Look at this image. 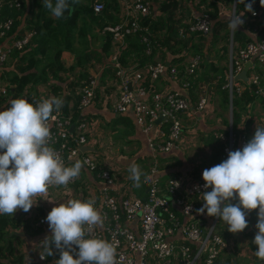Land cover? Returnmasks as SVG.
I'll return each instance as SVG.
<instances>
[{"label": "built area", "instance_id": "obj_1", "mask_svg": "<svg viewBox=\"0 0 264 264\" xmlns=\"http://www.w3.org/2000/svg\"><path fill=\"white\" fill-rule=\"evenodd\" d=\"M25 1L0 0V73L11 53L25 51L36 35L34 30L22 28L18 22ZM121 1L125 11L123 21L105 28L110 33L112 48L103 68L113 71L119 89L110 106L117 113L131 110L136 125L147 137L152 161L145 172L150 177L148 182H144V175L141 177V183L146 188L145 197L115 196V175L81 150L88 140V125L81 110L96 101L97 94L102 90L100 75L97 73L88 77L79 89L80 100L76 107L78 119L74 118L72 112L53 113L48 122L52 136L51 146L61 155L65 165L74 157H79L82 162L88 161L84 168L93 173L99 182V201L95 206L104 216V224L93 226L91 235L113 243L117 264H215L227 243L222 232L216 230L218 217H210L206 211L204 214L197 211L204 203L201 193L205 191V181L190 180L179 173L163 174L158 158L159 155L169 154L182 141L183 118L207 114L210 108L212 92L208 87L201 85L194 101L189 93L190 80L200 67L202 55L189 54L183 62V68L160 60L145 65L141 70L122 65L120 54L131 34L139 33L140 41L146 45L145 53H150L149 32L142 25V20L151 18L153 9L151 0H130L128 3L126 0ZM194 1L189 3L190 7L197 4ZM210 1L218 5L217 17L221 20L229 23L226 17L238 14L243 15L241 18L244 20V24L238 29H244L248 22L253 24L246 32L252 40L244 43L234 40V32L227 27L229 36L226 41L224 84L221 90L226 89L228 92L231 117L224 129L213 133L214 140L221 145V158L226 160L229 151L242 149L250 140L244 130L236 132L237 128L244 129L249 123L251 115L248 111L242 110L238 123L233 125L234 96L242 98L246 93L251 94V101L245 105L248 110L257 100L264 101V93L261 92L264 90V11L254 10L256 14L253 15L246 11L245 6L243 11L237 13V0L228 5L222 1ZM104 8L102 0L93 1L92 10L95 14L101 13ZM10 11L18 14L12 15ZM191 12L193 14L192 19H188V30L203 36L209 35L214 20L206 7L204 10ZM186 22L187 19H184L182 23ZM178 32L183 37L184 27H180ZM246 63L249 66L246 81H243L237 77ZM166 74L169 79L179 83L178 90L155 88V83ZM8 86L7 82H1L0 96L7 95ZM51 96L44 95L35 101ZM104 101L106 106L107 101ZM157 120L160 121L157 123ZM154 128H157V132L151 134ZM78 180L80 176L68 185H73ZM53 187L56 186L49 188ZM90 198L92 197L87 199ZM39 222L42 224L45 220L40 219ZM53 251L54 255L51 257L55 262L60 258V253L54 244Z\"/></svg>", "mask_w": 264, "mask_h": 264}, {"label": "clouds", "instance_id": "obj_2", "mask_svg": "<svg viewBox=\"0 0 264 264\" xmlns=\"http://www.w3.org/2000/svg\"><path fill=\"white\" fill-rule=\"evenodd\" d=\"M79 2L42 0L43 7L55 19L64 18L66 12L70 14ZM260 4L264 6V0ZM246 11L256 14L251 3L246 5ZM242 16L226 17L231 31L236 32L244 24ZM64 103L63 97L58 96L34 102L16 98L10 101V107L0 111V215H14L18 210L28 212L37 202L34 197L46 193L51 186L66 187L88 163L76 159L66 166L51 146L48 122ZM128 171L136 188L141 187L142 175L145 183L150 179L135 163ZM202 177L204 203L197 211L220 218L229 232H243L249 226L246 215L258 209V232L252 243L258 246L255 256L264 261V127L257 126L242 149L229 151L226 160L204 169ZM233 200L238 203H232ZM95 204V198L69 199L52 208L46 217L52 235L41 242L46 253L40 254L41 259L54 255V244L60 253L54 264H117L113 243L91 235L93 226L104 224V216Z\"/></svg>", "mask_w": 264, "mask_h": 264}, {"label": "crops", "instance_id": "obj_3", "mask_svg": "<svg viewBox=\"0 0 264 264\" xmlns=\"http://www.w3.org/2000/svg\"><path fill=\"white\" fill-rule=\"evenodd\" d=\"M94 0H80L79 6L92 8ZM130 0H126L128 3ZM105 6H109L112 11V17L118 19L121 23L124 19V4L121 0H102ZM154 16L164 17V12L161 11L162 0H151ZM23 12L21 11V18L18 21L22 28H27V19L32 12L30 7L36 13L43 7L42 0H26L23 4ZM34 13V18L37 14ZM40 15V14H39ZM110 15V12H109ZM52 16V15H51ZM109 19H107L108 21ZM79 25H88L89 34L87 37V46L84 45L83 39L80 38L78 29L74 30V40L72 41V49L82 50L88 48L90 50L100 51L102 49L103 41L105 39L104 31L98 30L97 23L91 22L86 12L79 14ZM36 47L34 42L28 46V49ZM73 55V54H72ZM110 55V53H109ZM109 55L104 58L103 63L96 65L98 71L97 75L102 76L106 68H103ZM189 55V54H188ZM187 55V56H188ZM186 56V57H187ZM185 57V58H186ZM180 63L183 68V62ZM74 55L69 59H65L64 66L69 68V65L74 63ZM171 57L169 55L164 59L165 63L170 64ZM132 60V59H129ZM156 62L160 59L155 57ZM162 61V60H161ZM93 65L94 60L90 61ZM138 63H131L126 66L134 70H141ZM109 69L103 77L104 82L101 81L102 90L97 94V99L92 104L84 107L81 110V115L86 118L88 125L87 133V150H82L89 154L100 165L106 167L115 175L117 180V187L113 191L114 195L121 197L124 195H134L137 197H145L146 188L142 185L136 188L133 186V181L130 179L128 171L131 164L135 163L142 174L148 170L151 165L152 154L148 147L146 135L138 128L135 122L134 114L131 110L124 113H117L113 110L110 104L116 99L119 89L115 83L113 71ZM82 69L75 67L73 70L66 71L61 74V78L65 81L77 77ZM181 70V69H180ZM207 76V75H206ZM63 85V83L61 84ZM205 85V84H203ZM44 86L40 87V93L44 92ZM156 89L169 88L171 90H178L179 83L169 79L168 75L159 78L155 83ZM39 93V95H40ZM194 93V92H193ZM192 93V94H193ZM35 94H32L34 96ZM38 95V96H39ZM194 95H196L194 93ZM7 102L13 100L12 96L7 95ZM5 97V96H0ZM107 101L106 106L104 105ZM220 95L212 92L210 108L207 114H197L193 117L183 118L184 136L178 147H176L169 154L159 155L163 174L179 173L184 175L187 179L203 180L202 173L206 168L214 166L212 157L218 153V142L213 138V133L225 128L226 123L221 116L223 111L220 107ZM109 102V103H108ZM1 109V108H0ZM220 109V111H219ZM247 111L251 115V121L246 124L244 129L237 128L236 132L245 131L251 139L258 127H264V101L257 100ZM157 128H154L151 134H156ZM83 147L81 149H83ZM79 157H74L69 160L66 166H71ZM80 160V159H79ZM143 176V175H142ZM141 176V177H142ZM88 197L95 198L96 203L99 201V182L96 180L93 173L83 167L80 180L73 185L59 186L49 188L48 191L42 195H38L33 199L36 204L28 211L18 210L14 215H8L10 220L18 225L28 223V231H33L36 228H41L38 233L27 232L22 226L19 228H9L7 238L12 239L11 244L14 249V255L20 256L23 259V264H54L51 256L41 260V255H46L41 247V242L45 237L51 236V230L46 221L48 213L57 204L65 202L69 199L86 200ZM232 203H238V200H233ZM243 210V209H242ZM40 219H44V223H40ZM248 227L240 233L233 234L227 230V225L222 221L220 227L221 232L227 243V247L220 254L215 264H261V260L255 256V251L258 246L252 243L258 229L256 228L258 220V209L252 210L246 215ZM41 254V255H40Z\"/></svg>", "mask_w": 264, "mask_h": 264}, {"label": "trees", "instance_id": "obj_4", "mask_svg": "<svg viewBox=\"0 0 264 264\" xmlns=\"http://www.w3.org/2000/svg\"><path fill=\"white\" fill-rule=\"evenodd\" d=\"M191 1L193 0H162L161 11L164 12V17L154 16L153 13L151 18L142 20V25L148 28L149 32L150 53H145L146 45L140 41L139 33L131 34L127 37L125 48L120 54L122 65L128 66L131 63H138V67L142 68L147 64L155 63V57H158L160 61H164L166 56L169 55L171 57L170 64H176L179 68H182L180 63L188 54L211 53V46L221 41H224V46H221L220 49H223L225 57L223 59L220 52L217 58L219 60H226V41L229 36L227 28L228 22L217 17L218 5L210 0H199L197 4L190 7L188 3H191ZM217 1H222L228 5L232 0ZM249 3L252 4L253 10L264 11V6H261L260 0H244L243 3L237 0V13L243 11L245 6ZM202 4L205 5L207 11L214 20L211 32L207 36L188 30L189 20L192 19L189 17L190 13H192L191 10L196 12L197 10L199 11V7ZM78 6V4L74 5L71 13L69 14L66 12L64 18L61 19L52 17L50 11L44 7L36 13L33 8L30 7L31 10L29 9L28 11L32 12L31 16H33V18L30 17V19H27V23L29 24L27 29H32L36 32L35 37L32 39L36 47L29 50H27V48L23 52L14 51L8 57L3 72L0 73V84L1 82H7L9 85L7 87V95H11L13 99L27 96L29 102H34L41 97L38 96L40 87L44 86L45 95L63 97L65 100L63 107L59 110L60 113L69 114L72 112L75 119L79 118V114L76 110L80 100L79 89L88 77L96 75V71H98L99 68L96 65L103 63L104 58L109 55L112 48V41L110 33L107 32L105 28L116 25L118 19L112 17V11H110L109 6H105L104 10L98 14H95L91 7H83L81 9ZM23 9L24 7L22 6V12ZM182 11L186 12V14H182ZM81 12H86L90 21L92 23H97L98 30H105V39L100 51L85 48L75 54L74 49H72V41L74 40L75 34L74 30L76 28L78 29L80 38L83 39L84 45L87 46L89 26L78 24L79 14ZM10 13L12 15L18 14L15 11H10ZM34 13L38 15L36 19L34 18ZM244 16H246V12ZM107 19L109 20L107 21ZM184 19H187L186 23H182ZM252 25L251 22H248L244 29H237V31L234 32V40L239 43L251 41L252 39L248 37L246 32ZM180 27H184L183 37L178 35ZM72 54L75 58L74 63L73 65H69V68H66L64 66L65 59L67 60L73 57ZM92 60L95 62L94 65L90 62ZM207 65L210 71L208 73L211 74L212 81L207 83L208 89L220 95V106L224 110L228 107V92L226 89L221 90L224 84L225 66L220 67L214 64L213 61H207L206 57L202 58L195 77L190 80L189 93L192 96V101L195 99L194 93L196 94L200 86L206 83L204 78L208 74L205 71ZM75 67H80V69H82L77 77H73V79L69 81H65V79L61 78V74L73 70ZM201 69L203 70L200 71ZM106 71L109 72V69L106 68L105 72L102 73V82H104L103 77L106 75ZM213 82L216 83L214 84ZM62 83L63 85H61ZM31 91L36 92L34 96H32ZM7 95L5 97H0V111L10 107V103L7 102ZM251 99V94L249 93H246L242 98L234 96L232 104L234 126L238 123L243 108H246L245 105H247ZM224 123H226V119H224ZM217 144L219 146L217 150L218 153L212 157L214 165L224 161V159L221 158V145L219 143ZM219 220L220 218H218L217 223ZM20 226L31 233H38L41 231L39 227L33 231H28V223L24 222L18 225L10 220L8 215H0V264H23L22 257L14 255V249L11 244V240L14 236H11L12 239L10 240L7 238L9 228L15 229Z\"/></svg>", "mask_w": 264, "mask_h": 264}, {"label": "rangeland", "instance_id": "obj_5", "mask_svg": "<svg viewBox=\"0 0 264 264\" xmlns=\"http://www.w3.org/2000/svg\"><path fill=\"white\" fill-rule=\"evenodd\" d=\"M198 1L199 0H195L194 1V3H198ZM217 1V0H216ZM233 2V0L230 2V4ZM214 3V2H213ZM188 6H189V3H188ZM188 6H186V7H188ZM204 8H205V5H201V7H199V9L200 10H204ZM194 13H195V11H193ZM182 14H186V12H183L182 11ZM192 14L193 13H190V15H189V17L190 18H192ZM227 45V44H226ZM221 46H224V41H221V42H218V43H215V45H212L211 47H212V51H211V53H200L201 55H202V58H204V57H206V59H207V61H213V63L214 64H217L218 66H220V67H224L225 66V60H219L218 58H217V55H219V53L221 52V56L223 57V59H224V57H225V53H223V49H220V47ZM226 48H227V46H226ZM227 51V50H226ZM74 53L75 54H77V53H79V50H77V49H75L74 50ZM208 65L205 67V71L208 73V72H210L209 70H208ZM203 69H201L200 71H202ZM100 79H101V77H100ZM205 79V86L206 87H208V84L207 83H209V82H212L211 81V74L210 73H208L207 74V76L204 78ZM213 83H215V82H213ZM36 92L35 91H31V94H35ZM46 93L45 92H41L40 93V95L39 96H41V97H43L44 95H45ZM220 105H221V102H220ZM221 107V106H220ZM219 111H220V109H219ZM243 111L244 112H247V109L244 107L243 108ZM221 116H222V118L223 119H226V124L228 123V121H229V119H230V110H229V106L226 108V109H224L223 111H222V113H221ZM166 177V176H165ZM221 223H222V220L220 219L219 221H218V223H217V225H216V230L217 231H222L221 230V227H220V225H221ZM223 234V233H222ZM224 235V234H223Z\"/></svg>", "mask_w": 264, "mask_h": 264}, {"label": "water", "instance_id": "obj_6", "mask_svg": "<svg viewBox=\"0 0 264 264\" xmlns=\"http://www.w3.org/2000/svg\"><path fill=\"white\" fill-rule=\"evenodd\" d=\"M248 66H249V63H246L245 65H244V68H243V71L241 72V74L240 75H238V77L237 78H239V79H242L243 81H246V70H247V68H248ZM160 120H157L156 122L158 123ZM73 129V126H71L70 127V130H72ZM81 150H87V148L86 147H83V149H81Z\"/></svg>", "mask_w": 264, "mask_h": 264}]
</instances>
